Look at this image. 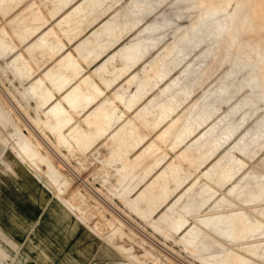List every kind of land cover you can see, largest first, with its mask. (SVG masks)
Masks as SVG:
<instances>
[{
    "label": "rangeland",
    "instance_id": "1",
    "mask_svg": "<svg viewBox=\"0 0 264 264\" xmlns=\"http://www.w3.org/2000/svg\"><path fill=\"white\" fill-rule=\"evenodd\" d=\"M131 1L78 0L37 34L47 18L32 4L43 22L33 23L28 15L10 23L16 40L0 24V57L9 55L0 59V264H228L222 258L225 244L214 243L201 219L234 212L249 222H264L256 211L264 200L240 202L228 193L248 171L264 175V129L253 128L264 117V92L256 94L257 104L249 106L254 111L241 120L243 100L252 95L251 89L247 85L234 90L242 74L249 77L264 69L254 49L264 38V26L235 36L237 54L235 47L223 46V35L236 22L233 7L218 8L209 14L220 32L206 38V25L197 24L192 31L195 47L184 43L183 58L167 67L165 61L162 65L164 49L189 30L199 14L191 11L193 0H142L149 5L143 19L125 23L115 39L110 30L124 19L117 13ZM42 2L51 3L46 8L51 17L71 0ZM10 4L17 2H1L0 11L5 13ZM173 18L171 29L160 27L153 34V48L133 50L140 29ZM42 36L44 52L38 51ZM66 42L72 43L70 48ZM70 64H76L74 71ZM231 70L238 74L231 75L235 82L228 77L231 93L219 91ZM61 75L65 81L57 87L53 79ZM181 79L186 93L179 85L177 107L162 114L170 93L166 86ZM74 88L83 96L77 107L63 100ZM199 103L208 114L194 118ZM55 104L62 114L51 113ZM104 109L114 111L107 122L99 120ZM58 119L61 141L50 127ZM128 122L140 124V134L133 143L120 145L117 135L126 138ZM185 126L192 131L186 136L176 133ZM250 135L258 138L250 154L236 150ZM25 143L37 156L33 159L40 175L27 166ZM182 151L191 159H184ZM229 159L242 167L229 182L219 184L209 169ZM202 188L205 202L200 209L176 212ZM222 198L231 204L216 206ZM177 219L182 226L176 225ZM190 228L214 244L205 249L190 244ZM224 242L248 264H264V231ZM255 249L261 255L253 253Z\"/></svg>",
    "mask_w": 264,
    "mask_h": 264
},
{
    "label": "bare ground",
    "instance_id": "2",
    "mask_svg": "<svg viewBox=\"0 0 264 264\" xmlns=\"http://www.w3.org/2000/svg\"><path fill=\"white\" fill-rule=\"evenodd\" d=\"M193 5H194V7H192V9L190 7V9H191V11L195 10L196 13H199L197 15V18L194 21H192L191 28L189 30L182 31L179 34L177 40L172 45H169L164 49L165 50V59L164 60L162 59V65L165 61L166 66L168 67L171 65L172 60H178V61L181 60L184 56L183 52L186 51V48L185 49L183 48L184 47L183 45H185L184 43H186V42L192 43L193 46L190 47V49L195 47V44H196L195 42H198V41L195 40L196 36H194L192 34V31L195 29V26L197 24L202 23V24L206 25V34L204 35V37H206V38L210 37V34H212L215 30L217 32H220V29L216 28V26L211 23L212 15L209 14V12H211L212 14H215L217 12L218 8H221L224 6L233 7V10L235 12L236 22H235V25L232 27V29L229 31V33L226 35L225 34L223 35L224 36L223 39L225 40V41L223 40V42H224L223 46H225L227 44L228 47H235V51L237 54L240 53V49L238 48L237 39H234L235 36L242 30L252 31V30H257L258 28L264 26V0H193ZM199 8H202V10L197 11V9H199ZM148 9H149V5L142 2V0H132L131 3L128 5V7L121 9V11H119L117 13V15L119 14V17L124 16V19L121 20L119 26H117L114 29H111L110 33L113 34L114 38L116 39L117 35L119 34V31L122 32L121 29L125 26V23H127L128 21H135L136 23H138L140 20L143 19L144 13ZM204 9L205 10L207 9L208 11L206 13H203ZM27 12H31L30 14H31V17L33 18V20H32L33 23H37L40 21L43 22L42 18L39 16L38 12L34 11V9H30V10H27V11L21 13L18 18L21 19ZM175 20H176L175 18L163 19V20H159V23L157 21H154L155 24L152 22L149 25L140 29L135 36L136 46L133 48V50H135V48H136L137 50L143 52L144 50H147L148 48H153L154 45L157 43V41L154 40L155 38L153 37L154 36L153 34L156 31H158L160 29V27L166 29V32H167L168 29H171V27H172L171 23H174ZM12 24H14V22H12ZM153 24H154V26H153ZM43 38H44V36H42L39 39L41 41H40V48L38 50V51H42V52L47 50V47L43 43L44 42ZM226 48H227V46H226ZM254 49H255V51L258 52V56L262 58V61L264 64V38L260 41V44L254 45ZM130 50H132V49H130ZM226 50H228V49H225V51ZM172 53H174V55L171 58L169 56ZM130 54H132V53H130ZM66 58H67V56H63L62 60L65 61ZM62 60H60L58 63L60 64L62 62ZM69 67H71V69H72V68H76L77 66H76V64H70ZM72 70L74 71V69H72ZM169 70L170 69H167L166 73H168ZM187 72H188V69H187ZM236 73H237V71L231 70L229 72V75L227 76V79H228V77L232 78V76H231L232 74L238 75ZM184 77H186V76H184ZM234 77H236V76H234ZM238 77L239 76H237V78ZM64 78L65 77H63L62 75L57 76V78L53 79V84L57 87H60L62 85V83L65 81ZM231 81H232L231 79H230V81L228 79L227 82L224 83L225 86L221 87L219 89V91L231 93V89H232V87L230 88ZM81 82L88 83V81L86 79H82ZM182 82H183V79H181L179 82L173 80L169 85L166 86V90L167 91L170 90V93L167 92L169 95L168 96V102H166L165 105L162 104V110H161L162 114H164V110H165L166 113H168L167 115H169L173 111V109L175 107H177L179 100H180V97H179V94H177L176 88L179 85L182 86V84H184ZM233 82H235L234 79H233ZM35 84H38V83L35 82ZM247 85L250 86V89L252 91V92L250 91V93L252 95L244 98V100H243L244 110L241 111L240 114L238 113L239 114L238 119L244 118L245 116L247 117L248 115H250L254 111V110H251L249 108V106L256 105L257 103L254 100L256 94H258L260 91L264 92V69L262 71L257 72L255 75H250L249 77H247L245 74L244 75L242 74L238 78V81H237L236 86H235L236 88L234 90H236L238 88H239V90H241L243 87H245ZM36 86H38V85H36ZM183 86L181 87L182 92L186 93L188 88L187 89L185 87L183 88ZM93 87L96 90V87L94 85H93ZM226 93H225V95H226ZM223 94H222V97H223ZM88 98H90V97L88 96ZM118 98L122 99V97H120V96H118ZM82 99H83V96H82L81 92L76 90V88H74L73 90L68 92L63 97V100L67 101L70 105L75 106V107H77L78 104H80ZM201 99H203V98H201ZM211 101H213V100H211ZM197 105H199V106L195 107L197 112L195 113L196 116H194V118H198V117H201V115H207L208 114V111L205 107L206 106L205 104H204L205 106L201 103H199ZM210 109L213 110L212 107ZM240 109H241V107H240ZM50 111H51V113H54L53 115H55V113L56 114H62L64 112L58 104H55L54 106H52ZM113 113H114L113 110L104 109L102 112L99 113V116H100L99 120H101V121L103 120V121L107 122V121H109V119H110L111 115H113ZM235 118H236V116H235ZM238 119H236V120H238ZM61 121H62L61 119H58L57 121L53 120V123L50 126L51 129L54 131V134L56 135V137L59 141H61L64 138V135L61 132V128H62V126L60 125ZM234 122H235V120L233 119L232 123H234ZM128 123L130 125V128H129V132H127L128 135L126 136V138L122 137L121 135H117V142L120 145L133 143V139L135 138V136H138L140 134V131L142 128V126L140 124H135L133 122H128ZM255 126H259L260 127L259 130L264 129V117L262 118V120L255 123L253 125V128ZM155 127H156V125L149 126L150 129H154ZM171 127H172V124L169 125L167 127V129L171 128ZM188 130L192 131V126H190V127L185 126L184 129H179L178 131H176V133H181V134L183 133V135L186 136L189 133ZM262 131H264V130H262ZM161 136H162V133H161ZM246 136H248V135L246 134ZM243 137H245V134ZM256 139H258L256 137V135H250V137H248L246 140L243 138L242 143L239 144L238 146H236L235 149L240 151L241 153H245L246 155H249L250 154L249 149L252 146L251 143H254L256 141ZM23 145H24V148L26 150L28 158H30L29 160H27L28 161L27 166L30 169H32L34 173L40 175L41 173L37 169L36 163L34 162V159H33V157L36 156L35 153H33V151L30 149L28 144L25 143ZM253 145H255V143ZM254 148H255V146H254ZM181 154H182V157L184 159H188V160L191 159V156L189 154H185L184 151H182ZM197 154L199 156V153H197ZM119 155L123 156V155H125V153L121 152ZM249 157H251V156H249ZM227 161H226V163H217L216 166H213L209 169L208 174L209 175L213 174V180L215 182H218L219 184L220 183L226 184L227 182H229L233 178L234 174L239 169H241V167H242L241 165H239V166L231 165L229 163L230 159ZM224 164H226V165H224ZM45 177H48V176H45ZM263 178H264L263 174H258L254 170L248 171L233 186H231L228 189V193H229V195L233 196V198L238 199L240 202H246L247 203V202H251V201H263L264 200V179ZM44 182L46 183L47 180L46 181L44 180ZM46 184L48 186H52L53 183L48 182ZM75 187H76V185H75ZM205 190L206 189L202 188V189H197L196 191H193L188 196L187 201H185V203L181 206L180 210L176 211V212H178L180 214V212H190V211H194V210L196 211V210L200 209L205 202V200H203V198H202L203 194L205 193ZM223 195H225V194H223ZM223 197H225V196H223ZM225 199L224 198L220 199L216 203V206L226 207V206L230 205L231 201L230 200L228 201ZM256 211L260 215L264 216V207L258 208ZM169 215L170 214L167 213L164 216L166 218H170ZM201 223H203L206 226V228L209 231L208 233H210V235L211 234L213 235V239L215 241L214 242L215 244H219V245L225 244L224 254H222V258H224L225 261L228 262V264H248V263L246 262L247 259H245V257L243 258L242 253L236 252V251L232 252L231 249H229V246L224 242V239L228 240V241L229 240H236V239L244 238L246 236L258 234V233H261L264 231V222L262 220L249 222V221H247L245 215L239 214V213H234V212L230 213V214H225V213L224 214L223 213L218 214L213 219H208V220L201 219ZM176 225L182 226L183 222L180 219H177ZM186 234L190 237L189 243L192 245H197L201 249L207 248L208 244H214V243H210L209 239L207 237L200 236L199 230H196L194 228L188 229L186 231ZM191 240H195V242H191ZM252 252L257 254V255H261L259 252L256 251V249H255V251L253 250ZM252 263L253 262H251V264Z\"/></svg>",
    "mask_w": 264,
    "mask_h": 264
},
{
    "label": "crops",
    "instance_id": "3",
    "mask_svg": "<svg viewBox=\"0 0 264 264\" xmlns=\"http://www.w3.org/2000/svg\"><path fill=\"white\" fill-rule=\"evenodd\" d=\"M15 1L17 2V4H14V5H11L10 4V6L9 5H6V7H7L6 9H8V10L5 13H3L2 11H0V24H3L6 32L12 36V39L13 40H16V38L12 35V29H11V27H10L9 24L12 23V22H14V24H15L16 21L20 19L18 17L20 16L21 13H23V12H25L27 10L33 9L32 4L36 5L39 8L41 14L44 15L47 18V21L44 23V25L41 26L40 28H38V30L35 32L37 34V33H40L41 30L44 29L45 27H47L48 25H52L54 23V20L59 15L62 14V12L64 11V9H66L67 7L69 8L70 7L69 5L75 3L78 0H71V2H69L68 4H66L60 11H58L54 16H51V17L48 15V12L46 10V8H49L50 7L51 3L50 2L43 3L42 2L43 0H0V4H1V2H4L6 4L10 2V3L13 4V3H15ZM44 1H46V0H44ZM27 6H28V8L25 9L24 11H22L18 15L17 18H14V19L11 20V18H13L15 16V14L19 10H21L23 8H26ZM35 11L37 12V10H35ZM28 15L31 16L30 12H27L23 17L28 16ZM100 18H102V16H100ZM19 21H21V20H19ZM85 31H86V29H84L82 33H84ZM36 34H33V35L29 36L27 38V40L30 39V38H32V36L34 37ZM80 36H81V34H79L74 40L78 39ZM61 39L63 41H65L64 37H61ZM71 45H72V43H67L66 42V47L70 48ZM17 48L18 49L22 48V45L21 44H18L17 45ZM2 58H3L2 61L8 60L9 55L7 54V55H4L3 57H0V59H2Z\"/></svg>",
    "mask_w": 264,
    "mask_h": 264
}]
</instances>
